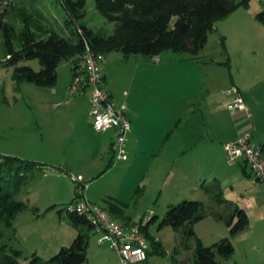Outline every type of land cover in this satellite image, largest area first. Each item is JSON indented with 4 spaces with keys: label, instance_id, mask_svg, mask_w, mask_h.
<instances>
[{
    "label": "rangeland",
    "instance_id": "374dc122",
    "mask_svg": "<svg viewBox=\"0 0 264 264\" xmlns=\"http://www.w3.org/2000/svg\"><path fill=\"white\" fill-rule=\"evenodd\" d=\"M238 9L239 11L234 14L240 15L241 18L229 24V28H234L239 32L243 30L242 34L248 43L246 50L254 57L253 66L257 68L260 64L259 59L264 54V45L262 47L264 24L256 19L255 14L264 10V0H249L247 6L238 7ZM80 13L78 17H71L59 0H0L2 22L14 27L15 34L12 35V43L16 49L20 47L18 34L24 27H28L42 37H47L49 33L55 32L71 41H76L75 29L79 25H85L93 32L105 36L114 31V23L108 21L96 9L94 0H86L84 9ZM255 20L260 24L261 29L254 25ZM174 21L175 17L170 21V26L173 25ZM219 21L215 23L213 30L208 34L207 46L204 45L206 47L204 54L207 56L216 55L219 45L221 46L224 41L220 32H225L226 29L222 30V28L217 27ZM2 34V30H0V59L5 57ZM229 35L233 44L240 40L236 38L235 33L230 32ZM166 52L175 53L171 50H166ZM258 53L259 57L256 58ZM178 54L192 56L188 53ZM106 58H110L106 70V80L111 85L114 99L124 101L127 109L131 102L134 105L145 100L151 92L150 83L147 80L141 83L137 75L134 77V73H138L144 67L148 69V65L152 64L151 61H144L145 56L140 54L124 57L120 51L116 50L107 52ZM146 62L147 64H144ZM224 63L226 64V62ZM19 64L28 65L34 70L40 68L36 58L22 60ZM58 66L60 82L62 83L65 81L69 62L62 61ZM52 88L39 87L27 81H17L13 77L12 67L0 65L1 155L35 158L51 163L66 158V161L71 163L72 158L69 155L73 143L75 144L72 128L68 129L67 127L71 120L68 118L69 113L62 105V101L57 102L58 99L55 100V98L50 101L49 90L51 92ZM150 101L151 98L147 104ZM53 102L58 104H53ZM79 108L84 115L86 113L84 104H80ZM114 161L116 162V160ZM224 161L230 168L222 165L221 176L214 187L221 189L222 196L227 202L219 206L214 201L215 198L203 200L204 202L201 203L205 216L193 223L194 235L188 234L185 231V226L180 229H173L168 225L159 227L168 205L165 206L160 203L155 205L150 202L152 196L143 194L145 181L135 184L132 193L129 194L134 197L129 202V206L131 210L137 213L134 220L139 222L137 224L141 225L142 229H145L144 232L146 231L150 236L147 238L149 244L147 259L137 264H194L196 238L200 239L202 245L208 246L224 236H230L226 221L230 220L232 224L237 222L238 215L233 214L237 208L244 210L248 224L230 236L234 248L232 256L229 259L216 256V259L221 264L230 262H235V264H264V186L252 181L251 177L246 174L247 168L244 163L241 165L239 164L240 161L229 163L226 155ZM142 164L143 168H139V175H141V170L142 176L145 177L144 161ZM119 165H114L115 170L111 174L101 175L97 178L96 185L104 184V186L109 187L111 183H115L117 186L119 180H122L123 184L120 189L126 190L129 173L127 168ZM48 176L47 173L42 175L37 168L33 167L24 172L22 178L14 176L9 181L1 182L4 192H12L15 190L18 179H20L19 188L14 198L23 201L26 206L12 220V228L1 227L0 262L4 256H9L17 264H41L55 255L62 246L71 245L78 231L87 235V252L89 253L92 243L95 242L94 234L84 224L72 222L68 213L62 209L69 201L61 205L47 206L42 202L37 203V200H34L36 202H33L32 199L29 202L25 200V192L29 188L26 186L27 184L25 185L26 181L36 183L37 186L41 184L40 188L44 191L43 187L49 180ZM140 178L141 176L138 179ZM69 179L76 185L70 177ZM92 179L94 181V178ZM211 195L214 197L212 188ZM34 196L37 197V195ZM210 196L209 199H211ZM97 205L107 210V206ZM150 211L155 216L152 221L147 222L143 217ZM218 214L223 220L218 218ZM152 240L157 241V243L153 244ZM100 246L107 250L103 262L100 263V258L93 253L91 264H123L117 253L112 248L108 249V243H100ZM13 250H19L21 253L16 255ZM33 254H36L38 260L33 261Z\"/></svg>",
    "mask_w": 264,
    "mask_h": 264
},
{
    "label": "crops",
    "instance_id": "0c3cea01",
    "mask_svg": "<svg viewBox=\"0 0 264 264\" xmlns=\"http://www.w3.org/2000/svg\"><path fill=\"white\" fill-rule=\"evenodd\" d=\"M237 11L239 9L217 23V27L226 31L220 32L224 41L213 57L204 54L208 38L202 51L195 56H181L164 51L153 58H143L152 64L148 65V69L144 67L138 73L135 72L134 77L137 75L141 83L147 80L151 92L146 96L148 100L134 105L131 102L128 105L130 130L126 138V158L116 162L112 149L114 131L93 130L88 92L74 96L67 92L73 63L68 61L65 81L62 83L58 66L57 81L51 92L49 90V97L50 101L53 98L58 99L57 102L62 101L69 113L68 118L71 121L67 127L72 128L75 136V144L73 143L69 155L72 161L67 162L65 157L64 160H55L52 163L35 158H22L33 160L38 165L44 164V167H37V170L42 175L47 173L50 176L46 186H42L44 191L40 188L41 184L37 186L27 180L25 185L29 188L25 192V200H37V203L42 202L47 206L65 204L72 199L75 190L69 177L76 174L89 181L86 196L91 203L107 206L111 198L113 202L123 206L124 212L121 216L112 215L122 224L139 223L134 220L137 213L129 206L134 198L129 194L137 182L145 181L143 194H150V202L155 205L160 203L166 206L184 199L204 202L203 200H212L215 196L214 201L219 206L226 203L221 189L214 187L221 176L222 165L229 167L224 161L223 143L236 138L246 127L251 126L254 142L264 146V54L259 59V67L254 68V57L246 50L248 43L242 34L243 30L239 32L229 28V24L241 18L234 14ZM254 25L261 29L256 20ZM230 32L240 39L236 44L230 41ZM263 45L264 43L262 47ZM258 57L259 53L256 58ZM109 59L105 53L101 68L104 87L114 99L111 85L106 80ZM232 85L248 105L252 113L251 122L246 120L242 111L227 107V101L232 96L226 91ZM149 98L151 101L147 104ZM114 100L117 103L122 102L119 99ZM80 104H84V115L80 111ZM142 160L145 164V177L141 170L139 175V168H143ZM117 163L128 170L126 190L120 189L122 180H119L118 187L115 183H111L109 187L104 184L96 185V179L101 175L111 174ZM241 163L239 162L240 165ZM211 188L214 190V197L210 196ZM154 216L153 214L152 220ZM218 218L223 220L220 215ZM83 224L94 234L95 242L92 243L89 253L87 252V260L82 264H91L93 253L102 263L107 250L97 242L93 230Z\"/></svg>",
    "mask_w": 264,
    "mask_h": 264
},
{
    "label": "trees",
    "instance_id": "16d2710c",
    "mask_svg": "<svg viewBox=\"0 0 264 264\" xmlns=\"http://www.w3.org/2000/svg\"><path fill=\"white\" fill-rule=\"evenodd\" d=\"M59 1L71 17H78L86 0ZM248 2L249 0H94L96 9L108 21L114 23V31L111 34L105 36L93 32L85 25H79L75 29L77 39L71 41L55 32L42 37L24 27L18 34V49L12 43L14 27L2 22L0 15V30L3 33L2 43L5 49V57L0 59V65L12 67L13 77L17 81H27L39 87H53L57 81L58 65L62 61L75 64L84 51L85 42L97 52L105 54L116 50L124 57L140 54L153 58L166 50L195 56L203 49L215 23L238 7L247 6ZM174 17L175 21L170 26ZM255 17L264 24V10L257 12ZM34 58L40 64L38 70L19 64L22 60ZM42 165L44 164L38 165L33 160L0 154V235L1 227L12 228V220L26 206L23 201L14 198L20 179L12 192H4L1 182L9 181L14 176L22 178L27 170L43 167ZM246 174L249 175L247 170ZM109 200L106 207L108 212L114 217L121 216L124 212L123 206L113 202L111 198ZM233 214L238 215L237 222L232 224V221L225 220L230 236L248 224L243 209L237 208ZM68 215L75 224L85 223L90 227L83 216ZM204 216L201 201L184 199L167 206L159 227L168 225L173 229H180L185 226V231L194 235L193 223ZM146 234L147 238H150L147 232ZM230 236H224L208 246L202 245L197 237L194 264H221L216 256L229 259L234 250ZM152 243L157 241L152 240ZM87 245V235L78 231L71 245L62 246L55 255L41 264H82L87 260ZM13 252L16 255L21 253L19 250ZM147 253L149 254V250ZM33 255V261L38 260L36 254ZM0 264L17 263L12 257L4 256Z\"/></svg>",
    "mask_w": 264,
    "mask_h": 264
},
{
    "label": "built area",
    "instance_id": "2783aa9c",
    "mask_svg": "<svg viewBox=\"0 0 264 264\" xmlns=\"http://www.w3.org/2000/svg\"><path fill=\"white\" fill-rule=\"evenodd\" d=\"M104 54L93 50L87 42L79 59L73 64L71 80L67 87L69 94L75 95L88 92L89 113L92 128L96 132L114 131L112 149L115 160L126 158V138L130 130V119L126 103H117L103 84L101 68ZM227 94L229 109L240 110L248 122L252 113L240 96L235 86H230ZM224 152L229 163H244L252 181L264 186V146L257 145L253 140V129L246 127L236 138L223 143ZM75 182L72 199L62 209L68 214L83 216L97 236L98 243H108L117 253L123 264H137L147 259L149 248L146 233L137 223L122 224L107 210L91 203L86 190L89 181L79 176L70 177ZM152 211L145 214L149 222Z\"/></svg>",
    "mask_w": 264,
    "mask_h": 264
}]
</instances>
